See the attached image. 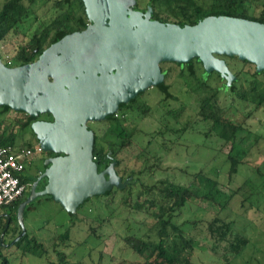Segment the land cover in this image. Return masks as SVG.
Returning a JSON list of instances; mask_svg holds the SVG:
<instances>
[{"label": "water", "instance_id": "obj_1", "mask_svg": "<svg viewBox=\"0 0 264 264\" xmlns=\"http://www.w3.org/2000/svg\"><path fill=\"white\" fill-rule=\"evenodd\" d=\"M88 26L52 43L29 63L9 66L0 57V106L24 111L31 118L40 146L54 155L42 176L44 189L30 194L18 207L21 231L5 243L11 246L27 229L26 206L36 197L52 195L68 211L87 199L123 188L124 180L111 162L99 171L94 159L95 132L101 121L150 87L165 79L162 62L181 65L198 58L207 72L236 80L224 56H238L264 71V23L236 16L209 15L196 24L163 22L137 0H83ZM50 114L52 119H37ZM8 226V225H7Z\"/></svg>", "mask_w": 264, "mask_h": 264}, {"label": "trees", "instance_id": "obj_2", "mask_svg": "<svg viewBox=\"0 0 264 264\" xmlns=\"http://www.w3.org/2000/svg\"><path fill=\"white\" fill-rule=\"evenodd\" d=\"M36 1H4L0 8V46L5 43L11 33L18 32V28L23 23L24 18L28 17L31 7ZM53 4L54 7L60 10L59 13L50 19L46 25L37 29L27 43L20 44L15 54L9 59L5 56L6 59L4 61L7 65L16 66L33 62L52 43L88 26L89 21L83 0H55ZM152 6V17L163 22L193 25L205 16L229 15L264 23V0H154ZM220 56L227 60L230 69L236 74V80L231 83L228 89H226V79L216 71L207 72L198 58H193L183 65L174 61L165 62L175 63L180 69V75L190 79V88L199 93L200 108L198 114L201 116V120L210 124L211 131H216L222 138L234 142L237 134L244 130V127L242 123H238L228 116L227 109L222 103V96L229 95L233 99L255 104L256 109H264V77L262 76L264 71H257L255 64L248 60H241L238 56ZM165 62H162V64ZM246 65L254 66V71L245 70ZM162 69L165 79L157 87L164 95L162 104L166 114H169L165 116L169 118L172 116L178 122L177 119L182 109H168L165 105L169 99L177 98L172 94L171 86L167 83L171 69ZM200 69L201 71L199 72ZM243 80L248 82V85H245ZM145 91L124 104L117 113L105 120H101L108 123L103 133L100 134L92 127L95 132L94 159L98 164L99 171L115 161L116 170L118 174L120 173L118 168L121 163L119 154L133 146L135 135L138 133V125L130 120L128 112L131 110L140 112L143 115L151 114V105L141 101V96ZM11 110L13 109L8 106L1 107V123H3V115ZM18 113L24 115V119L21 117L16 121L19 124L20 132H13L7 136L4 133H0V143L34 149L36 145L40 144L31 126L34 119L24 111H18ZM39 118L52 119L50 114H42L37 119ZM170 123L171 121L161 125L156 134H172V131H174L180 135L187 132L191 124L187 123L183 127L175 129ZM27 129L31 135H28ZM17 140H21L20 143ZM162 144L165 145V143ZM49 154L54 153L49 152ZM228 159L230 161L229 175L237 174L240 165L244 163V159L238 158L231 153H229ZM142 171L140 169V173H137L135 169H131L130 171H125L126 175L119 174L123 181L131 177L125 187H113L110 191L87 199L74 211H68L71 216L70 223L63 227L62 231L56 233L53 238L54 241L51 243L52 246H50L57 253L59 264H69L66 260L65 252L61 250L60 246L63 243L72 241V226L77 221H81V215L92 216L99 204L101 206L104 205L110 216H113L114 209L118 205L135 212L146 213L154 220L153 224L144 233L132 232L122 237L126 248L124 250L135 256L133 259L127 257L122 259V261L127 260L128 264H193L197 244L196 238L189 235L183 225L176 222L177 212L189 200L200 197L206 200L210 199L211 203L214 202V204L224 207L236 193L244 194L248 183V179H246L241 186L235 190L233 189L232 193L221 201L220 197L223 192L217 188L218 181L205 175L203 171L198 173V182L195 181L193 186L183 185L164 178L150 183L140 178ZM256 171L260 174L263 173L260 166L256 168ZM150 177L153 178V175ZM34 178L33 176H25L24 180L30 185L26 191L27 194L10 207H5L3 212H0V223L2 224L0 236L4 230H6L5 236L13 233L14 237L21 231L17 219V210L20 203L27 198ZM202 182H204L203 186L205 188H202ZM202 189L207 190V192L201 195ZM47 196L54 200L52 195L48 194ZM244 197L245 200H248L247 195L244 194ZM30 203L26 206L25 216H27L29 207H31ZM5 213L9 215L8 218L3 216ZM91 219L93 222L89 223L87 234L97 237L96 229L98 226L94 222L98 221L100 226L105 218L95 217ZM231 224V222L216 216L208 224V228L216 240H230L229 249L239 255L248 244L249 239L240 233H234ZM227 235L233 236V238L231 239ZM81 243H84V240ZM14 246L24 255L32 254L48 258L47 254L50 251V247H46L43 241L28 232ZM9 248L0 240V264H13Z\"/></svg>", "mask_w": 264, "mask_h": 264}, {"label": "rangeland", "instance_id": "obj_3", "mask_svg": "<svg viewBox=\"0 0 264 264\" xmlns=\"http://www.w3.org/2000/svg\"><path fill=\"white\" fill-rule=\"evenodd\" d=\"M4 1L0 0V8ZM54 1L37 0L18 32L11 33L0 46L8 59L15 54L20 44L27 43L37 29L59 13L60 10L54 7ZM148 1L138 0L137 4L145 8ZM161 66L171 69L167 83L171 86L172 94L177 97L169 99L165 103L166 108H180L182 112L178 122L172 116L166 117L165 115L169 114H166L162 104L163 93L157 86L148 88L141 96V101L151 105V114L143 115L131 110L128 112L130 120L138 125V133L135 135L133 146L119 154V174L126 175L125 171L131 169L140 173L141 169L143 171L140 178L150 183L164 178L193 186L195 181L198 182V173L203 171L205 175L218 181L217 188L223 192L221 201L248 179L244 192L248 200H245L244 194L236 193L227 205L221 207L211 203L210 199H191L177 212L175 220L183 225L189 235L196 238L193 264H264V109H256L255 104L251 102L223 95L222 103L228 116L242 123L244 127L234 142L226 140L218 132L211 131L209 123L201 120L198 114L199 93L190 88V79L180 75V69L175 63L165 62ZM245 70L253 72L254 66L246 65ZM262 76L264 77V74ZM244 84L248 85V82ZM21 117L24 119V115L15 110L4 114L3 123L0 122V133L5 136L13 132L19 133L20 127L16 121ZM169 121L175 129L187 123L191 124L187 132L180 135L174 131L172 134L157 135L161 125ZM89 125L101 134L106 130L108 123L94 121ZM27 132L31 135L28 129ZM20 141L17 140L18 143ZM229 153L244 159L238 173L232 176L229 175ZM258 166L263 175L256 171ZM201 185L203 188L204 182ZM201 192L202 195L207 190L202 189ZM30 204L27 216H24L27 232L43 241L46 247H50L56 233L70 223V213L47 195L36 197ZM96 209L92 216L81 215V221L72 226V241L61 244L60 248L65 252L66 260L69 264H128L127 260L122 259H133L135 256L124 250L126 248L122 237L132 232L144 233L153 224V218L146 213L118 205L113 216L108 214L104 205L99 204ZM216 216L231 222L234 233H240L249 239L241 254L231 252L230 240H216L212 236L208 224ZM95 217L105 220L100 226L98 221L94 222L98 226L97 237H92L87 234V227L93 222L91 218ZM13 238V233H9L4 241L9 243ZM229 238L232 239L233 236ZM83 240L84 243H81ZM6 246L10 247L8 250L13 264H59L57 253L52 247L46 258L32 254L24 255L14 244Z\"/></svg>", "mask_w": 264, "mask_h": 264}, {"label": "built area", "instance_id": "obj_4", "mask_svg": "<svg viewBox=\"0 0 264 264\" xmlns=\"http://www.w3.org/2000/svg\"><path fill=\"white\" fill-rule=\"evenodd\" d=\"M41 151L40 144L33 149L0 143V212L25 195L29 186L24 180L27 165Z\"/></svg>", "mask_w": 264, "mask_h": 264}, {"label": "flooded vegetation", "instance_id": "obj_5", "mask_svg": "<svg viewBox=\"0 0 264 264\" xmlns=\"http://www.w3.org/2000/svg\"><path fill=\"white\" fill-rule=\"evenodd\" d=\"M150 1H152V4H153L154 0H149L148 3L146 4L145 8H147V6H148ZM137 3H138V0H137ZM137 6H139V5L137 4ZM0 54L2 56V57L1 56L0 57L4 61L6 58H5L4 53L1 51V48H0ZM40 119H42V118H40ZM36 155H37V157H35ZM53 155L54 154H49V152H46V151L43 150V151L35 154L34 159L32 160V162L29 165H27V168H26L27 175L35 177L33 183L31 184V188H32V185L34 184V182L43 175V173L45 172L46 168L48 167V165H45V160L50 158V157H52ZM46 184H47V177L46 176H42V178L39 180V182L37 184V190L40 191V190L44 189ZM31 188H30V191H31ZM30 191H29V193H30ZM29 193H28V195H29ZM26 194L27 193L25 192V195ZM3 216L5 218H8L9 215L5 213V214H3Z\"/></svg>", "mask_w": 264, "mask_h": 264}]
</instances>
